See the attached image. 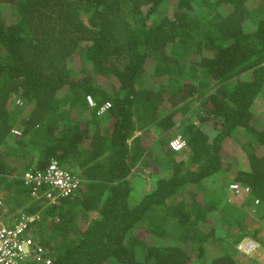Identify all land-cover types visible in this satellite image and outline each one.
I'll use <instances>...</instances> for the list:
<instances>
[{
	"label": "trees",
	"instance_id": "obj_1",
	"mask_svg": "<svg viewBox=\"0 0 264 264\" xmlns=\"http://www.w3.org/2000/svg\"><path fill=\"white\" fill-rule=\"evenodd\" d=\"M256 100L264 0H0V213L37 212L29 232L49 264H259L221 246L264 245ZM150 129L148 145L134 136ZM176 134L184 152L168 146ZM51 158L82 179L48 202L22 174ZM148 160L164 171L135 199ZM233 180L253 182L259 227L253 197L227 195Z\"/></svg>",
	"mask_w": 264,
	"mask_h": 264
},
{
	"label": "built area",
	"instance_id": "obj_2",
	"mask_svg": "<svg viewBox=\"0 0 264 264\" xmlns=\"http://www.w3.org/2000/svg\"><path fill=\"white\" fill-rule=\"evenodd\" d=\"M90 105L93 101L87 96ZM109 103H104L98 113H102ZM184 144V141L177 135L170 141L173 149H178ZM22 179L26 185H33L32 195L39 196L37 188H40L41 194L48 202H53L59 197L71 195L80 184V177L73 173L66 166L59 164L57 160L52 159L42 169H33L29 167L22 174ZM0 200V206H1ZM4 209L2 210V212ZM37 212H22L15 218L6 219L0 213V264H49L50 256L47 255L43 246L29 232L30 223L37 217ZM251 244L246 245V249L251 248Z\"/></svg>",
	"mask_w": 264,
	"mask_h": 264
},
{
	"label": "rangeland",
	"instance_id": "obj_3",
	"mask_svg": "<svg viewBox=\"0 0 264 264\" xmlns=\"http://www.w3.org/2000/svg\"><path fill=\"white\" fill-rule=\"evenodd\" d=\"M85 100H86L87 104L89 105V101H88L87 96H85ZM255 107H256L255 114L257 117L256 120L260 123L261 127H264V103L256 100L255 101ZM211 128L213 129V127L210 126L208 129H206V131L210 133ZM135 134L139 135V132L137 131V132H135ZM153 134L154 133H153L152 129H150L141 135L142 136L141 139L146 140V143H145L146 145L150 144L151 142H153L155 140V137H154L155 135H153ZM180 152H184V150H181ZM147 162H148V165L144 167V171L147 172L148 174L151 173L150 176H152L154 174L161 175L163 173L164 168L160 170L158 168V166H155V164H157V163H153V161H151V160H148ZM135 179L137 180V182H136V184L132 190V196L135 199H138V197H140L141 195H143L144 193H146L150 189V187L152 186L153 180L150 177L144 179L140 175H136ZM0 200L3 202V199L1 196H0ZM259 213H260L259 210L255 209V208L251 211V214L256 219L255 220V227H257L258 223L264 224V221L261 223V220L259 218ZM252 230H254V227L252 228ZM263 234H264V231H263ZM221 246L228 253L234 252V247L229 242V240L226 238H224L221 241ZM248 256L249 257H244V258H253V259H256V262H258L259 264H264V245H259L257 248H255L253 251H251Z\"/></svg>",
	"mask_w": 264,
	"mask_h": 264
},
{
	"label": "clouds",
	"instance_id": "obj_4",
	"mask_svg": "<svg viewBox=\"0 0 264 264\" xmlns=\"http://www.w3.org/2000/svg\"><path fill=\"white\" fill-rule=\"evenodd\" d=\"M85 96H89V95H85ZM91 97V96H90ZM92 99V98H91ZM93 101V100H92ZM17 103L19 102V100H17L16 101ZM93 104H94V102H93ZM89 105H90V103H89ZM92 106V105H91ZM139 132V134H143V133H140V131L139 130H136L135 132ZM135 135H138V134H135ZM134 135V136H135ZM178 134H176L175 136H173L170 140H169V142H168V146L171 148V146H170V141L173 139V138H175L176 136H177ZM180 136V135H179ZM181 139H182V137H180ZM183 141H184V144L180 147V148H178V149H173V148H171L172 150H175V151H177V150H181V149H185L186 148V144H185V140L184 139H182ZM226 141H227V143H228V146L233 150V151H235V154L237 155V159L238 160H236L237 162L239 161L240 163H242V165L243 166H247V165H249L248 164V162L246 161V156H245V154L240 150V148L237 146L238 144L236 143V141H235V139H233V138H226ZM52 159H55V158H51V159H49V161L47 162V164H49V162L52 160ZM148 158H146V160H147ZM55 160H57V159H55ZM58 161V160H57ZM58 163L59 164H62V165H64V166H66L67 164H64V163H61V162H59L58 161ZM46 164V165H47ZM45 165V166H46ZM67 167V166H66ZM253 168V166H248V167H246V169H245V171H248V170H252V168ZM69 170H71L73 173H76V174H78L79 175V177L82 179V177H81V175H80V173L77 171V169L76 168H73V169H70L69 167H67ZM149 174H151V173H149ZM149 174L147 173V172H145L144 171V169H143V174H140L139 172L138 173H136V172H133L132 173V176H136V175H140L142 178H148V176H149ZM241 189H242V186H241V181L239 180H233L232 182H228L227 183V195L229 196V197H231V196H237V198H238V201H237V205H240L241 203H243V202H245L246 200L245 199H243V196H242V194H241ZM259 199L257 198V197H253L252 199H251V201H250V204L248 205V207H247V209H249L250 210V212L255 208V209H257L258 210V206H259ZM1 204H2V202H1ZM253 216V215H252ZM254 217V216H253ZM255 218V217H254ZM250 231V230H249ZM227 239V238H226ZM243 239V238H242ZM223 240V239H222ZM229 240V242L232 244V246L234 247V252L233 253H231L233 256L234 255H237V256H248L249 255V253L251 252V251H253L254 250V247H253V242H252V240H249V241H246V242H243L241 239L240 240H238V242H235V243H233L232 242V239H228ZM247 244H251L252 246H251V248L249 249V250H247L246 249V245ZM238 252H243V254L241 255V254H238Z\"/></svg>",
	"mask_w": 264,
	"mask_h": 264
},
{
	"label": "crops",
	"instance_id": "obj_5",
	"mask_svg": "<svg viewBox=\"0 0 264 264\" xmlns=\"http://www.w3.org/2000/svg\"><path fill=\"white\" fill-rule=\"evenodd\" d=\"M65 164V163H64ZM67 167H69L70 169H73V166L74 165H72V168L69 166V164H67L66 165ZM254 168V167H253ZM253 170H255V168L253 169ZM251 172H246L245 174L246 175H248L249 177H254V174H250V173H253V171L252 170H250ZM259 171V173L261 174L262 173V175L264 176V170H262V169H259L258 170ZM250 174V175H249ZM241 186H242V189H241V194H242V196H243V199H245L246 201H248L251 197H253V182H248V181H241ZM2 202V201H1ZM3 203V202H2ZM260 212V211H259ZM259 215H261V213H259ZM260 218V217H259ZM261 224L260 223H258V225H257V227H259ZM249 233L250 234H252L253 233V230H250L249 231ZM241 240L243 241V242H246V241H249V240H252V242H253V247H254V249L255 248H257L259 245H262L259 241H257V240H254L252 237H250V236H244L243 237V239L241 238ZM236 242H238V241H236ZM235 243V242H234ZM238 254H243V252H238ZM247 257H249V256H247ZM246 261V260H245Z\"/></svg>",
	"mask_w": 264,
	"mask_h": 264
}]
</instances>
